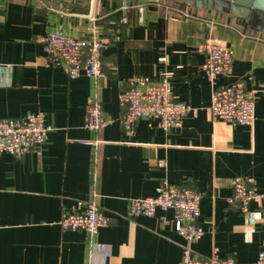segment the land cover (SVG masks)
<instances>
[{
	"label": "crops",
	"instance_id": "crops-1",
	"mask_svg": "<svg viewBox=\"0 0 264 264\" xmlns=\"http://www.w3.org/2000/svg\"><path fill=\"white\" fill-rule=\"evenodd\" d=\"M95 13L99 33L110 40L103 76L69 79L46 64L36 41L53 30L81 35ZM208 39L233 50L230 76L255 96L254 121H213V85L197 46ZM168 78L174 97L190 106L180 127L164 130L139 119L131 132L118 122V94L126 80ZM95 96L107 124L84 127ZM43 112L49 126L38 151L0 154V264H177L182 238L170 211L128 218L129 198L153 196L163 180L202 192V237L191 248L200 257L232 256L251 264L264 242V199L251 202V220L226 202L233 180L253 178L264 195V32L240 26L227 13L172 0H0V118ZM96 141L95 144H93ZM77 200H94L110 218L92 238L62 230L59 219ZM160 217L169 220L161 226ZM106 257L102 256L104 251Z\"/></svg>",
	"mask_w": 264,
	"mask_h": 264
},
{
	"label": "built area",
	"instance_id": "built-area-1",
	"mask_svg": "<svg viewBox=\"0 0 264 264\" xmlns=\"http://www.w3.org/2000/svg\"><path fill=\"white\" fill-rule=\"evenodd\" d=\"M88 26L81 35L53 30L38 36L36 41L43 45L46 64L61 68L69 79L85 76L98 80L103 76L102 57L110 46L108 37L99 33L95 13L87 16ZM204 55L201 69L213 85L208 108L210 119L231 125H249L254 121V92L247 90L240 80L228 84H216L218 76H230L233 67V50L224 44L208 39L197 46ZM118 102L124 108L118 118L124 132H131L139 119L154 122L157 127L168 130L180 127L190 106L177 100L172 94L168 78L153 80L137 75L126 80V88L118 94ZM107 124L102 105L95 96L90 100L84 118V127L98 132ZM49 126L41 111L20 117L0 118V154L8 153L21 157L30 150L38 151L47 138ZM96 141L93 143L95 144ZM253 178H234L232 194L226 202L235 206L241 214L251 220V202L262 201L264 195L253 188ZM202 192L161 181L153 196L129 198L127 217H154L158 211H170L175 232L182 238V256L177 264H236L232 256H220L214 248L211 256L200 257L191 248L204 231L198 223L199 203ZM161 226L169 220L160 217ZM62 230H83L89 237L97 234L100 227L108 226L106 216L94 200H77L69 212H62L59 219ZM264 223V216H263ZM107 250L102 253L103 257ZM93 264V263H90ZM251 264H264V242Z\"/></svg>",
	"mask_w": 264,
	"mask_h": 264
},
{
	"label": "water",
	"instance_id": "water-1",
	"mask_svg": "<svg viewBox=\"0 0 264 264\" xmlns=\"http://www.w3.org/2000/svg\"><path fill=\"white\" fill-rule=\"evenodd\" d=\"M59 7L65 0H56ZM84 2L85 0H76ZM121 2L123 8L128 1L137 0H113ZM157 1V0H152ZM183 5H192L208 11L227 13L238 25L248 26L264 32V0H172Z\"/></svg>",
	"mask_w": 264,
	"mask_h": 264
}]
</instances>
